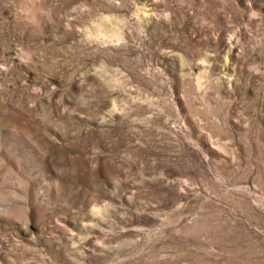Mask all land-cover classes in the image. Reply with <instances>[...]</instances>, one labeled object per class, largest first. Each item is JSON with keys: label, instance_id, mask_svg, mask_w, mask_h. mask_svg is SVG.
I'll return each mask as SVG.
<instances>
[{"label": "rangeland", "instance_id": "obj_1", "mask_svg": "<svg viewBox=\"0 0 264 264\" xmlns=\"http://www.w3.org/2000/svg\"><path fill=\"white\" fill-rule=\"evenodd\" d=\"M0 264H264V0H0Z\"/></svg>", "mask_w": 264, "mask_h": 264}]
</instances>
